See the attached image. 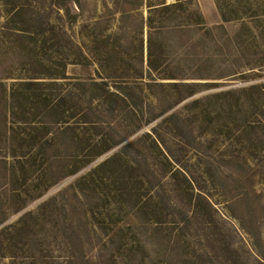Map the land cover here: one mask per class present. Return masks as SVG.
<instances>
[{
    "label": "rangeland",
    "instance_id": "obj_1",
    "mask_svg": "<svg viewBox=\"0 0 264 264\" xmlns=\"http://www.w3.org/2000/svg\"><path fill=\"white\" fill-rule=\"evenodd\" d=\"M37 20L54 28L46 54ZM80 49L88 64H79ZM48 60L53 67L69 63L70 78L105 80L113 90L133 85L132 107H104L102 136L133 134L127 158L139 162L152 192L169 204L186 206L185 195L170 192V171L184 169L194 192L211 204L204 213L214 222L189 228L169 216L163 225L140 226L106 186L80 202L68 192L67 211L60 202L39 209L60 186L36 197L50 188L44 176L20 169L13 180L9 158L7 167L0 164V222L13 227L0 234V264H264V0H0L7 91L22 80L49 81ZM149 64L170 67L152 73L160 86L147 76ZM180 77L198 83L182 102L186 91L172 79ZM70 80L59 82L70 87ZM169 107L183 120L179 127L162 121ZM2 154L0 143V160ZM27 211L34 218L16 225ZM172 245L177 251L168 254Z\"/></svg>",
    "mask_w": 264,
    "mask_h": 264
},
{
    "label": "trees",
    "instance_id": "obj_2",
    "mask_svg": "<svg viewBox=\"0 0 264 264\" xmlns=\"http://www.w3.org/2000/svg\"><path fill=\"white\" fill-rule=\"evenodd\" d=\"M169 7V5L166 6V8ZM223 18L227 21L224 16ZM37 23L41 25L39 35L42 50L46 54L47 43L50 39L48 35L55 33L54 28L46 30L47 28H42L41 21L37 20ZM179 29H181L179 26L175 28V30ZM152 49V44L149 43L150 56H152ZM79 55L81 59L79 64L89 63V58L83 50L80 49ZM48 61L51 62L48 66L49 81L38 80V78L30 81L22 80L12 85L8 92L0 78V143L4 148L0 164H6L7 167L8 159L13 160L10 167L12 178L17 182L20 178L18 177L20 169V172L24 174H28V168L33 169L32 172L41 173L47 181V187L50 185V188L38 192L36 196L38 198L42 197L46 191L60 186L51 195V201L43 202L39 209L44 208L50 202L54 204L60 202L64 211H67L69 207H72V199L68 198V192H72L73 197L80 202L82 197L89 198L87 193H97V190L106 186L110 188L109 191L117 194L123 207L133 212L140 226L163 225L169 216L177 218L176 222H182L189 228L196 222L199 224L201 221L214 222L211 216L209 218L204 213L211 209V204L205 201L201 193L194 192L193 180L188 177L184 169L174 167L170 171V192H179L178 197L185 195L182 198H186V206H182L180 200L179 204L175 201L169 204L159 193L155 195L152 192V181L147 173H143L139 162L127 158L136 145L134 140L126 142L133 134L124 136L119 141L114 138L107 140L102 136L105 124L104 107L110 104L112 111L115 110L116 103L132 107L130 99L137 90L133 85L124 84L126 86L124 89L122 88L124 85L115 84L116 90H113L110 83L105 80L98 82L93 78L88 80L70 78L66 74L69 63H61L53 67L52 60ZM162 69L166 71L170 67L148 65L147 76L155 87L160 86L161 83L152 73L162 71ZM59 79H71L69 82L71 86H65L66 84L59 82ZM172 79L180 80V82L173 83L175 88L186 91L179 102L195 95L198 83L186 82L182 77ZM135 82L139 83L137 80ZM87 98H89L88 101H86ZM172 108L169 107L163 112L166 116L162 121L179 127L178 124L183 120L176 110L172 111ZM88 125L93 127L92 134H87L85 131ZM178 137L183 139L184 136L179 135ZM123 143L125 144L122 145ZM120 145L122 146L112 156L88 168L82 175L80 174L93 162ZM67 181L69 182L64 184ZM183 183L188 187L183 189ZM160 184H163L161 180ZM202 201L206 205H201ZM186 207H191L192 211L186 210ZM34 216L35 213L27 211L16 225L28 223L27 220L33 219ZM3 222H0L1 235L13 227V224L7 226ZM179 249L183 251V254H189L184 246ZM226 249L231 252V247ZM169 250L168 254H174L177 247L172 245Z\"/></svg>",
    "mask_w": 264,
    "mask_h": 264
}]
</instances>
